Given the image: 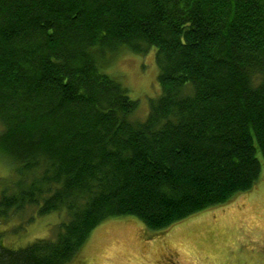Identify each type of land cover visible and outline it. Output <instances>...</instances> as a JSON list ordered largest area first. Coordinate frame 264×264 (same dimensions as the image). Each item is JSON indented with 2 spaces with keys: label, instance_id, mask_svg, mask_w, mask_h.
<instances>
[{
  "label": "trees",
  "instance_id": "obj_1",
  "mask_svg": "<svg viewBox=\"0 0 264 264\" xmlns=\"http://www.w3.org/2000/svg\"><path fill=\"white\" fill-rule=\"evenodd\" d=\"M155 49L138 100L107 54ZM264 162V0H0V221L63 213L0 264H64L101 221L166 229L252 188ZM34 215L29 216V220Z\"/></svg>",
  "mask_w": 264,
  "mask_h": 264
},
{
  "label": "rangeland",
  "instance_id": "obj_2",
  "mask_svg": "<svg viewBox=\"0 0 264 264\" xmlns=\"http://www.w3.org/2000/svg\"><path fill=\"white\" fill-rule=\"evenodd\" d=\"M138 100L134 117L144 119L149 99L159 93L155 49L109 53L102 69ZM261 159V156L258 154ZM251 189L224 204L197 211L164 230L152 232L132 215L109 217L92 229L64 264H264V162ZM11 163L0 156V191L13 180ZM34 218L29 220V216ZM63 213L37 215L32 206L0 221L3 242L24 246L52 238Z\"/></svg>",
  "mask_w": 264,
  "mask_h": 264
}]
</instances>
